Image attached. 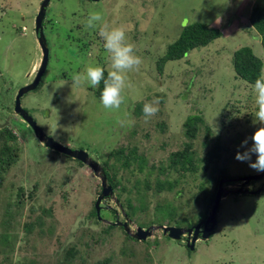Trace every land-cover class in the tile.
I'll return each mask as SVG.
<instances>
[{
	"label": "rangeland",
	"instance_id": "374dc122",
	"mask_svg": "<svg viewBox=\"0 0 264 264\" xmlns=\"http://www.w3.org/2000/svg\"><path fill=\"white\" fill-rule=\"evenodd\" d=\"M43 1L0 2V129L11 128L23 148L19 161L6 174L0 189V227L6 204L16 201L19 188L28 193L36 187L37 194L33 201L25 202L24 215L22 210L18 222L21 215L24 222L28 215L32 214L33 218L44 210L49 211L46 222L56 221L51 226L54 233L48 226L43 228L45 244L37 235L26 237L20 227L18 238L13 239L16 247L13 262L26 264V258H32L37 252L39 262L55 264L58 249L47 239L51 237L53 243L58 241L64 247L82 234L81 241H88L90 247L82 243L84 254L91 255V264L109 258V264H264V191L256 196L230 194L224 198L215 231L210 239L198 241L191 253L162 232H156L145 244L125 240L119 227L110 236L105 235L101 232L107 229L108 223L97 224L88 218L98 197L100 179L80 161L45 147L14 112L16 96L33 81V68L38 70L41 62L35 23ZM256 6H264V0H51L44 21L50 49L49 66L43 84L26 94L22 105L47 135L71 148L90 152L101 167L112 150L127 145L130 140L132 145H138L140 152L150 155V164L167 162L168 153L181 148L185 141L186 118L201 113L226 147L219 162L221 173L229 179L260 175L249 167V162L235 158L237 151H244L240 148L242 141L251 137L260 125L255 122L252 89L237 78L232 64L234 53L247 46L264 61L260 37L249 23ZM92 11L101 12L104 21L111 25H124L130 41L136 45V54L142 57L139 70L128 74L131 87L123 93L125 100L119 110L105 109L89 85L72 89V73L84 70L89 63L111 70L103 41L97 40L99 26L86 27ZM217 19L219 24L215 23ZM203 21H211L212 27L221 30L222 37L190 52L180 61L168 63L164 75L160 76L156 70L157 59L178 39L184 27ZM154 99L160 101L159 112L145 122L144 114L139 116L135 107ZM229 103L240 110L238 120L242 125L225 130L220 118ZM160 120L168 124L165 135H161L156 124ZM132 132H136V137ZM203 137L204 132L195 141L197 149L202 150ZM165 142L168 146L162 150L160 145ZM255 159L253 156L252 162ZM124 176L131 177L128 172ZM207 179L201 173L195 178L187 176L176 188L182 191L177 199L174 198L177 191L149 198V210L139 212L137 221L154 222V225L164 221L166 225L169 218L154 215L155 208L173 204L183 210L177 215L179 221L187 216L196 222L204 215L200 204L203 200L197 203L195 196H201L202 182ZM260 185L253 182L251 187L256 190ZM103 206V220H125L115 200L107 199ZM137 221H133V230L140 227ZM97 233L100 240L95 244L89 235ZM122 249L125 253H121ZM132 252L134 255L130 256ZM5 255L0 253V264Z\"/></svg>",
	"mask_w": 264,
	"mask_h": 264
},
{
	"label": "trees",
	"instance_id": "16d2710c",
	"mask_svg": "<svg viewBox=\"0 0 264 264\" xmlns=\"http://www.w3.org/2000/svg\"><path fill=\"white\" fill-rule=\"evenodd\" d=\"M249 23L251 29H253L257 36L260 37L261 45L264 49V6H256L252 9ZM222 35L220 29L212 26L209 27L208 24L203 22H195L187 25L183 28L178 39L169 45L166 52L157 59L156 70L158 74L160 76L164 75L168 63L184 59L190 52L209 46L211 43L221 38ZM98 39L101 40L99 36H97V40ZM232 64L237 78L243 80L249 85L254 84L255 79L259 75L260 68L264 67L263 59L255 53L251 46L237 50L233 55ZM103 68L105 69L106 78L108 70L105 67ZM42 84L43 80L40 86ZM103 87L104 83L101 81L96 89L91 88L94 95L99 99ZM143 107V103H139L135 107V112L138 113V115L141 113L143 114ZM239 114L240 110L238 107L229 103L221 114V126L225 130H232L241 126L242 123L238 120ZM156 124L162 133L161 135H165L166 131H168L167 122L165 120H160L156 122ZM183 131L185 141L181 148L168 153L167 162L161 161L158 164H155V162L150 164V155L140 152L138 145H132V140H130L127 145H121L117 149L112 150L103 163L102 168L108 178L109 184L112 186L120 206L123 208L125 215L130 219H133V221H137L139 212L144 213L149 210V198L154 199L158 196H162V194L177 191L176 188L185 178H187V176H194L195 178L201 173L204 177H208V179L207 181L202 182L200 189L201 196H195V198L198 201L197 203H200L203 200V203L200 204H202L203 211L201 213H203L202 216L204 215V217L198 219L196 222H191L190 219L185 216L183 220L179 221L177 215L179 212L182 213L183 210L180 207L172 206L173 204H169L168 206L158 205L154 212V215L159 214L169 218L166 225H174L184 228L193 227L201 221V219L207 218L213 206L220 181L230 180L225 176V173H221L219 168V162L226 147L222 143V138H219V136L213 132V129L207 124L203 115L198 113L188 116L183 123ZM202 132H204V141L202 150H200L195 147V141L199 139ZM132 136L136 137V132H132ZM167 146L168 144L166 142L161 143L160 145L162 150H165ZM22 150L23 148L20 146L19 137L16 133L8 126L2 127L0 129V189L3 186L6 174L19 161ZM67 158L73 160L70 157ZM75 161L79 162L77 160ZM79 163L83 165L81 162ZM125 172H128L131 177L125 178ZM229 184H225V186ZM101 191L102 187L100 185L97 194L99 195ZM181 193L182 191H177L174 198L177 199L176 196L179 197ZM36 194V187L28 193L25 189L19 188L16 201H9V203L6 204L7 208L4 209L5 212L3 213L5 219L2 220L0 227L2 231L0 233V253L4 255L6 254L3 258L2 264H20V261L13 262L12 260L14 255L13 248L16 249V247H13V239L16 240L18 238L17 231L20 227H22L26 233V237L37 235L38 238L43 239V228L45 226L50 227L54 233V229L52 228L54 227L53 223H56V221H45V217L49 214V211L46 210L38 216L33 213V218L32 214L28 215L25 217L24 222H22L23 216L21 215L20 222H18L19 213L25 208V202L27 200L33 201L36 198ZM95 202L96 201H93L94 205L91 210L92 212H90L88 218L94 219L97 224H101L97 216ZM29 213H31V211ZM38 217L41 220L37 219ZM137 224L140 227L147 228L154 225V222L146 223L138 220ZM164 224V221L159 223V225ZM116 227L118 226L108 225L107 229H104L101 233L110 236L111 232ZM119 229L124 232L125 240L143 244L148 242H141L132 238L125 232L123 227H119ZM84 230H86V228ZM68 233L69 231L67 230V234ZM98 234L100 233H97V235H89L90 239L95 241V244L100 240V235ZM82 237V234L81 236H75V242H71L72 239L68 245L64 247H61L58 241H56V244L53 243L51 237L48 238L47 242L52 243L53 246L58 249L55 264H91V259H89L91 258V255L84 254L83 244L86 248L90 247H88V241H81ZM96 238L97 240H95ZM45 241L46 239H43L41 243L45 244ZM154 242H157V240ZM27 250L29 251V249H25V251ZM42 250H44V247ZM36 251L38 250L36 249ZM188 251L191 253V250L188 249ZM121 253H125V250L122 249ZM133 255L134 252L130 254V256ZM38 260V254L35 252L32 258H26V264H50L47 262H39ZM110 260L111 258L106 259L101 263L92 264H109Z\"/></svg>",
	"mask_w": 264,
	"mask_h": 264
},
{
	"label": "water",
	"instance_id": "95a60500",
	"mask_svg": "<svg viewBox=\"0 0 264 264\" xmlns=\"http://www.w3.org/2000/svg\"><path fill=\"white\" fill-rule=\"evenodd\" d=\"M90 1L98 2L101 0H90ZM50 2L51 0H44L42 2L35 23V34L37 36L38 43L42 51L41 63L39 65L38 71L33 81L28 85H25L16 96L15 109H14L15 114L21 117V119L33 130L35 136L45 147L51 149L53 152H57L59 154L65 155L74 160H78L84 165L90 167L94 171L95 176L100 179L101 187H102V191L98 195L95 202V208L97 211V216L99 221L108 223V225L123 227L125 232L129 236L141 242L147 241L152 237H155L156 232H162L163 236L176 241V243L181 242L183 238H186L187 249L193 251L198 241H206L210 239L213 232L215 231L218 224L217 215L221 201L230 194L248 195V196H256L261 194L264 191V184L261 185L256 190L249 189L247 187L252 182L263 181L264 173L260 175L246 176L239 179L221 180L215 195L213 206L209 212V215L205 220L199 221L193 227L184 228L174 225L172 226L152 225L147 228L137 227L135 230H133L132 228L133 221L125 215V212L123 208L120 206L119 201L117 200V197L112 189V186L109 184L108 178L106 177L105 172L103 168L99 165V163H97L93 159V157H91L88 151L71 148L68 145H64L55 141L53 138L47 135L45 131L38 125L35 118L22 105V98L26 94L35 91L40 86L49 66L50 49L45 35L44 21L46 19ZM229 183L231 184L225 186V184H229ZM107 199L115 200V203L119 206V208H121V210L125 215L124 221L117 220L116 222H110L107 220H103L101 213L104 208L103 203ZM110 208L111 207H109V209Z\"/></svg>",
	"mask_w": 264,
	"mask_h": 264
},
{
	"label": "clouds",
	"instance_id": "9594fccd",
	"mask_svg": "<svg viewBox=\"0 0 264 264\" xmlns=\"http://www.w3.org/2000/svg\"><path fill=\"white\" fill-rule=\"evenodd\" d=\"M203 22L208 23L209 27L212 26L211 21ZM215 23L219 24L220 20L217 19ZM97 26H99V37L110 60L111 70L105 78V69L102 66L89 63L84 70L72 73V89L82 85L95 88L103 81L104 87L100 97L102 105L108 110H119L125 100L123 93L131 87L128 74L139 70L143 63L142 57L136 54V45L130 41L124 25H111L104 21L101 12L92 11L88 14L86 27L93 29ZM249 87L252 89L256 106L255 122L260 126L251 137L242 141L240 148L244 151H237L235 158L241 162H249L250 168L264 173V67L260 68L254 84ZM159 103L158 99H154L144 104L145 122L159 112ZM253 156L256 157L254 162H252Z\"/></svg>",
	"mask_w": 264,
	"mask_h": 264
},
{
	"label": "flooded vegetation",
	"instance_id": "af4514ba",
	"mask_svg": "<svg viewBox=\"0 0 264 264\" xmlns=\"http://www.w3.org/2000/svg\"><path fill=\"white\" fill-rule=\"evenodd\" d=\"M90 153V152H89ZM91 155V154H90ZM92 157V156H91ZM72 159V158H71ZM74 160V159H73ZM253 183V182H252ZM252 183H250L249 185H248V187L247 188H249V189H253L252 187H251V185H252ZM258 183H261V185H263L264 183H262V181L261 182H258ZM230 185V184H229ZM260 185V186H261ZM251 187V188H250ZM254 190V189H253ZM209 215V214H208ZM117 217H119V214H118V216H116V218ZM168 226H171V225H168ZM178 244H181V245H184L185 246V248H187L186 247V238H183V240L181 241V242H177Z\"/></svg>",
	"mask_w": 264,
	"mask_h": 264
},
{
	"label": "crops",
	"instance_id": "0c3cea01",
	"mask_svg": "<svg viewBox=\"0 0 264 264\" xmlns=\"http://www.w3.org/2000/svg\"><path fill=\"white\" fill-rule=\"evenodd\" d=\"M33 70H34V72H35V70H36V67H34V68H33Z\"/></svg>",
	"mask_w": 264,
	"mask_h": 264
}]
</instances>
